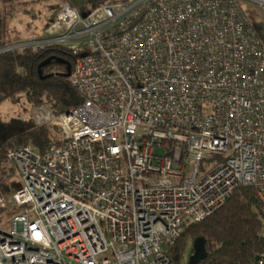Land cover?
<instances>
[{"label": "built area", "instance_id": "obj_1", "mask_svg": "<svg viewBox=\"0 0 264 264\" xmlns=\"http://www.w3.org/2000/svg\"><path fill=\"white\" fill-rule=\"evenodd\" d=\"M242 1L65 3L54 36L4 49L68 46L81 101L36 107L62 143L7 149L0 264H173L170 245L239 186L264 206V36Z\"/></svg>", "mask_w": 264, "mask_h": 264}, {"label": "trees", "instance_id": "obj_2", "mask_svg": "<svg viewBox=\"0 0 264 264\" xmlns=\"http://www.w3.org/2000/svg\"><path fill=\"white\" fill-rule=\"evenodd\" d=\"M119 0H63L79 10L89 11L100 5ZM14 0H0V50L16 44L10 36V22L18 6ZM243 3V1H242ZM57 55L71 61L75 57L68 46L49 44L28 46L0 52V104L11 101L18 104L25 96L33 105L48 104L56 113L77 105L81 98L65 77L66 65L53 60L43 67L47 78L39 74V65L46 58ZM62 143L58 129H36L33 117H0V187L10 196L16 180L7 159L10 146L34 144L44 150L52 144ZM10 207V206H8ZM7 207V208H8ZM11 208V207H10ZM204 237L208 255L200 263H191L194 248L188 251L190 241ZM264 252V206L254 186H239L216 212L193 222L169 247L173 264H252Z\"/></svg>", "mask_w": 264, "mask_h": 264}, {"label": "rangeland", "instance_id": "obj_3", "mask_svg": "<svg viewBox=\"0 0 264 264\" xmlns=\"http://www.w3.org/2000/svg\"><path fill=\"white\" fill-rule=\"evenodd\" d=\"M18 6L15 16L11 19L9 28L10 36L17 43L32 42L51 36L54 30V19L63 0H14ZM13 3V4H14ZM245 10L250 20L261 36H264V5L254 0H243ZM54 36V35H52ZM36 105L28 102L25 96L20 98L18 104L4 101L0 104V117L10 119L12 117H35ZM35 120V119H34ZM49 125H43L36 129H50ZM11 208L0 211V229H11ZM186 230V229H185ZM195 241H190L186 259L190 258L188 251L194 247Z\"/></svg>", "mask_w": 264, "mask_h": 264}, {"label": "water", "instance_id": "obj_4", "mask_svg": "<svg viewBox=\"0 0 264 264\" xmlns=\"http://www.w3.org/2000/svg\"><path fill=\"white\" fill-rule=\"evenodd\" d=\"M88 14L87 11L83 10L82 11V15L84 17H86ZM7 47L1 49V51H3L4 49H6ZM0 51V52H1ZM5 51V50H4ZM53 60L58 61L59 63H63L66 65V71L62 72L61 74L64 75L65 77H70L72 74V63L70 60L61 57V56H57V55H52L48 58H46L43 62L40 63L39 65V74L42 78H47L49 76V74H44L43 72V67L50 64ZM194 253L191 256L190 262L191 263H200L201 261H203L204 259H206L208 252H207V248H206V240L204 237H198L195 242H194Z\"/></svg>", "mask_w": 264, "mask_h": 264}]
</instances>
